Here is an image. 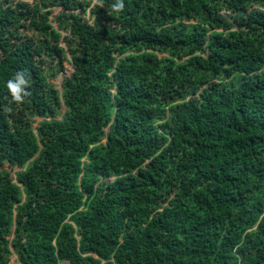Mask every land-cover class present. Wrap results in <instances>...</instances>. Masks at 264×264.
I'll return each instance as SVG.
<instances>
[{
	"label": "trees",
	"instance_id": "16d2710c",
	"mask_svg": "<svg viewBox=\"0 0 264 264\" xmlns=\"http://www.w3.org/2000/svg\"><path fill=\"white\" fill-rule=\"evenodd\" d=\"M115 3L0 0V264H264V0Z\"/></svg>",
	"mask_w": 264,
	"mask_h": 264
},
{
	"label": "clouds",
	"instance_id": "9594fccd",
	"mask_svg": "<svg viewBox=\"0 0 264 264\" xmlns=\"http://www.w3.org/2000/svg\"><path fill=\"white\" fill-rule=\"evenodd\" d=\"M124 8L123 0H117V3L112 5L114 11H121ZM28 80L24 72H17L14 78L7 81V89L11 94L12 101L15 103H22L25 97L30 96L31 93L27 91Z\"/></svg>",
	"mask_w": 264,
	"mask_h": 264
},
{
	"label": "rangeland",
	"instance_id": "374dc122",
	"mask_svg": "<svg viewBox=\"0 0 264 264\" xmlns=\"http://www.w3.org/2000/svg\"><path fill=\"white\" fill-rule=\"evenodd\" d=\"M30 1H32V0H30ZM72 72V68L70 67V66H67V75H69L70 73ZM65 75V74H64ZM62 77H63V75H60L59 77H58V79L55 81V83L57 84V85H60V83H61V80H62ZM14 256L12 257V259H11V263L10 264H13V262H14Z\"/></svg>",
	"mask_w": 264,
	"mask_h": 264
},
{
	"label": "built area",
	"instance_id": "2783aa9c",
	"mask_svg": "<svg viewBox=\"0 0 264 264\" xmlns=\"http://www.w3.org/2000/svg\"><path fill=\"white\" fill-rule=\"evenodd\" d=\"M13 264H16V261H15V259H14V262H13Z\"/></svg>",
	"mask_w": 264,
	"mask_h": 264
}]
</instances>
